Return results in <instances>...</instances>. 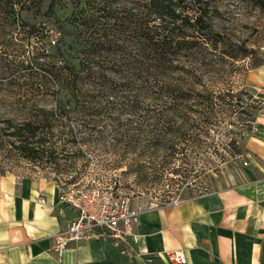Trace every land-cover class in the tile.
Segmentation results:
<instances>
[{
	"label": "trees",
	"instance_id": "1",
	"mask_svg": "<svg viewBox=\"0 0 264 264\" xmlns=\"http://www.w3.org/2000/svg\"><path fill=\"white\" fill-rule=\"evenodd\" d=\"M112 1L74 0L76 13L62 20L59 2L50 0L45 16L29 20L35 0H0V63L12 59L21 68L14 74L19 80L29 69L33 92L54 100L52 110L35 105L21 121L0 116V152L58 165L82 156L69 146L103 145L115 158L112 170L129 163L155 179L158 167L167 170L188 151L202 153L210 166L215 157L224 160L226 147L214 136L223 119L222 94L207 86L201 63L189 60L221 36L184 0H137L121 16L97 8ZM52 33L58 34L54 46ZM60 126L67 138L56 136ZM162 149L169 153L160 166Z\"/></svg>",
	"mask_w": 264,
	"mask_h": 264
},
{
	"label": "crops",
	"instance_id": "2",
	"mask_svg": "<svg viewBox=\"0 0 264 264\" xmlns=\"http://www.w3.org/2000/svg\"><path fill=\"white\" fill-rule=\"evenodd\" d=\"M259 58L244 87L264 107V46ZM242 145L248 165L232 185L144 211L140 243L129 256L107 238L70 244L59 254L56 236L76 211L62 203L56 180L0 174V264H174L170 255L178 250L187 264H264V110L254 114Z\"/></svg>",
	"mask_w": 264,
	"mask_h": 264
},
{
	"label": "rangeland",
	"instance_id": "3",
	"mask_svg": "<svg viewBox=\"0 0 264 264\" xmlns=\"http://www.w3.org/2000/svg\"><path fill=\"white\" fill-rule=\"evenodd\" d=\"M59 6L57 15L65 20L76 13L72 3L74 0H57ZM113 3H101L97 8H110L112 12L122 15L125 8L134 7L137 0H117ZM184 4L192 10L203 12L206 21L215 33L223 39L216 46L204 47L201 56L193 55L189 58L191 64L201 63L205 75V82L209 88L222 94L220 108L222 122L215 128L216 141L223 144L226 150L220 152L223 159L213 158L214 166H210L206 157L197 152L177 155L167 170L158 167L156 179L144 172H135L129 163L123 164L121 169L124 183L128 191L134 194L132 205L147 207L156 202L171 206L189 199L213 192L232 185V177L237 175L244 161L246 152L242 145L244 136L252 130L253 116L258 110L248 108L237 113L230 109L229 102L234 98L250 94L244 85L249 68L260 63L259 51L264 46V0H184ZM50 0H35L33 10L26 16L29 20L36 16H45ZM40 7H42L41 10ZM103 14V11L101 12ZM115 21H110V34L116 35ZM208 29L204 30L207 33ZM58 34L50 35L51 46L55 45ZM34 41V40H33ZM43 40H36L41 46ZM12 59L0 63V80L4 85L0 87V99H6V104L0 106V116L12 117L21 121L34 112L35 105L52 110L54 100L52 96L38 97L33 92L35 76L29 75V69H23L21 79H15L14 74L21 71ZM231 103V102H230ZM73 123L74 119L72 120ZM60 126L55 130L59 138H67ZM67 133V132H66ZM64 135V136H63ZM72 152L82 153L80 158L59 160L58 165L39 162L32 163L10 149L0 152V174H13L20 179L48 177L56 180L58 186L69 187L84 185L91 178L103 180L104 172L112 171L116 161L114 156L107 153L103 145L98 146H69ZM168 149H162L156 157V162L162 166ZM241 153L242 156H238ZM199 154V155H197ZM144 160L147 157H141ZM245 166V165H244ZM208 190L207 192L205 190ZM166 207V206H165Z\"/></svg>",
	"mask_w": 264,
	"mask_h": 264
},
{
	"label": "built area",
	"instance_id": "4",
	"mask_svg": "<svg viewBox=\"0 0 264 264\" xmlns=\"http://www.w3.org/2000/svg\"><path fill=\"white\" fill-rule=\"evenodd\" d=\"M230 102L236 113L248 108L264 110L261 100L252 94L245 93ZM250 122L253 125V121ZM103 178H91L82 186H59L62 203L76 211L75 218L56 236V250L59 254L66 251L70 244L78 245L84 241L107 238L129 256L133 247L140 243L137 231L140 215L146 210L160 208V205L156 202L134 209V194L127 190L121 169L105 171ZM165 206L162 204V207ZM170 258L174 264L188 263V257L182 250L172 253Z\"/></svg>",
	"mask_w": 264,
	"mask_h": 264
}]
</instances>
